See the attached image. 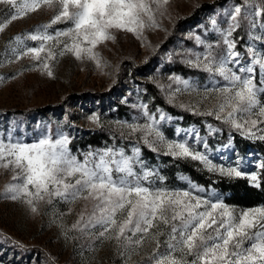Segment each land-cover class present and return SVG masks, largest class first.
<instances>
[{"label":"snow or ice","instance_id":"snow-or-ice-1","mask_svg":"<svg viewBox=\"0 0 264 264\" xmlns=\"http://www.w3.org/2000/svg\"><path fill=\"white\" fill-rule=\"evenodd\" d=\"M167 3L168 0H21L20 3L18 0H0V4L9 5L14 9L10 21L36 10L40 4L49 7L57 4L59 11L52 23L64 21L70 26L66 30L56 32L55 36L47 35L48 26H45L44 32L38 31V34L31 35L30 39L51 41L67 37L68 40L63 42V51L72 52L77 58L86 53L93 59L95 55L92 49L96 44L115 39L111 30L135 32L142 29L146 23L149 27L156 26L155 15L160 11L162 4ZM245 4H255V0H245ZM256 7L260 8L259 5ZM241 11L240 5L232 9V23L226 30L227 36H231L232 31L239 27L237 18ZM262 13L264 8L252 11L249 15L260 16ZM252 26L255 27V24ZM2 30L3 26H0V31ZM82 44L89 47H81ZM225 44L228 48L227 54L219 61L211 57V53L204 54V59L208 60L207 64H203L204 69L220 75L227 82L218 88L214 85L211 90L221 97L216 117L220 119V113L231 109L224 117L226 123L237 129L243 128L244 124L254 126L257 120L247 118L253 115L264 117V102L259 98L260 94L264 93V79L260 80V86H257L253 77L256 65L264 72V56H258L250 48L252 61L247 66L233 70L227 65L232 62L239 64V60L233 59L238 57L239 53L233 51V41L225 39ZM43 50L42 44L19 55L35 53V58L40 59L39 54ZM51 57L52 53L49 52L48 58ZM189 63L193 67H200L201 57L197 56L196 61ZM43 67L51 76L52 71L48 69V65L43 63ZM171 79L177 81L180 78ZM180 83L184 88H178L177 92L194 90L188 81L181 80ZM237 118L243 123H238ZM91 119L98 121L99 118L93 116ZM148 119L154 120L151 116ZM260 122L264 123V120ZM128 127L133 131L139 129L137 125ZM143 130L147 135H154L156 142L165 143L169 155L201 160L211 170H218L230 177L242 175L237 168L216 169L205 156L194 153L185 143L167 142L163 133L152 123L144 125ZM260 138L264 139V136ZM68 143V137L63 134H58L55 140L49 134L33 143L20 140L14 142L10 135L7 140L0 137V167L12 165L13 171L16 172L13 177L16 182L7 188V191L13 193L11 199L24 200L28 205H33L34 200H43L45 197H48V203H52L54 197L69 203L81 198H90L94 202L92 213L83 225L78 222L73 228L82 230L84 227L100 225L103 228L100 236L112 233L107 238H114L118 243L123 237L125 244L139 245L143 243L150 229L158 227L154 221L170 224L165 240L167 252L154 254L156 264H188L186 257L189 255L193 257L191 264H264V206L237 213L219 197L212 202L193 196L192 191L153 187L150 183L145 186L144 182L149 176L159 177L158 174L144 171L137 156H126L123 151L116 153L107 149L103 152L88 153L81 161L71 154ZM135 153L138 154L139 149H135ZM136 164L141 165L139 173L135 171ZM251 180L255 182L257 177L253 175ZM217 209L219 212L213 215ZM32 211H36L34 206ZM160 234L154 233L153 239ZM133 237L136 239L133 240ZM175 253H179V257Z\"/></svg>","mask_w":264,"mask_h":264},{"label":"rangeland","instance_id":"rangeland-1","mask_svg":"<svg viewBox=\"0 0 264 264\" xmlns=\"http://www.w3.org/2000/svg\"><path fill=\"white\" fill-rule=\"evenodd\" d=\"M215 1L217 0H168V3L162 4L160 11L155 15L156 26L149 27L146 23L142 29L135 32L111 30L115 39L96 44L92 49L95 55L94 59L89 58L86 53H82L81 57L77 58L74 53L63 51V42L68 40L67 37H59L58 40L51 41L30 39V36L38 34V31L44 32L45 26H48L46 34L53 36L56 32L66 30L70 26L68 22L64 21L52 23L53 18L59 11L57 4H53L51 7L40 4L36 10L27 12L23 17L11 21L10 16L14 9H11L9 5L0 4V12H6V18L0 22V26H3V30L0 31V61H2V64H0V78H2L0 79V108L28 109L36 106L59 104L70 96L79 93L84 96L85 92L95 94L108 91L117 82L118 73L123 70L125 62L136 65L145 64L157 49L158 51L163 50L165 42L174 37L171 34H173L179 20L191 16L200 5ZM20 2L21 0H18V3ZM241 2L242 11L237 19L239 24L241 22L245 24V28L250 34L247 46L249 49H253L258 56H264V34L260 33L257 27L260 16L249 15L252 11H259L264 8V0H255V4H245V0H241ZM256 5H259L260 8H257ZM233 8L230 7L228 12L227 29L232 23L230 16ZM210 22L215 24L212 20ZM253 23L255 27L252 26ZM190 33L185 31L180 33L179 36L184 39H194V41L191 40L192 44L189 45L191 42L186 39L187 41L182 42L180 49H178L179 45L172 49V56H177L178 60L186 62L189 68L206 71L203 67V64L208 63V60L204 59L205 53L200 51L201 48L192 49L190 47L193 44L200 45L203 40L195 31ZM17 37L20 39L17 40ZM225 39L230 40L226 34ZM42 44L44 50L39 54L40 59L35 58V53L19 55L29 48L40 47ZM81 47H89V45L82 44ZM62 51L63 54L61 55ZM49 52L52 53L51 58H48ZM164 55L168 59L170 58L168 53H164ZM197 56L201 57V66L193 67L189 62L196 61ZM252 59L253 56L250 53L249 59L242 65L238 64L239 67L247 66ZM238 60L240 61V59ZM42 62L48 65V69H51V76L48 75V71L43 67ZM227 66L232 68L230 64ZM255 70H258L259 74L264 76V72L260 71L259 65L255 66ZM209 73L211 75L209 77L213 78L214 81L206 83L205 86L198 85L193 78H180L173 81L172 77H178L175 75L160 77L162 79L157 80V84L171 102L182 105L191 112H212L211 116L217 119L216 111L221 97L211 90L214 85L218 88L227 82L220 75L214 72ZM181 80L188 81L194 90L177 92L178 88H184V85L180 83ZM90 100H93V96L85 100L87 102L86 108L91 107ZM79 104L78 101H75V104L72 103V106L66 109V112H70L72 115L83 114L80 118H67V113H63L64 120L70 122L71 128L97 130L107 125L119 135L140 140L150 145L151 148L160 147L168 153L169 150L165 143L156 142L154 135H147L143 130L144 125L152 123L160 131L154 120L142 119L132 122H118L99 114L97 111H86V108L83 107V109ZM230 110L225 109L224 112L220 113V119L224 120ZM93 116L98 117V121H93L91 119ZM247 119L257 120V125L261 120H264V117L253 115ZM237 122L243 123L239 118H237ZM128 125H137L139 129L133 131ZM246 126L251 127L252 125L244 124L243 127ZM196 134L197 130L191 129L181 140H169L167 138L165 140L171 143H185L194 153L205 156L216 169L237 168L242 173L239 177L245 175L241 168L248 166L243 162L235 165L227 156L213 158L207 153L192 148L189 145V140ZM197 161L206 169L211 170L203 161ZM250 161L248 162L249 165L256 164L257 167H260L261 161L259 159H251ZM211 171L222 174L218 170ZM15 175L16 172L13 171L12 165L0 167V229L16 245L23 247L25 253L24 258L18 261V253L16 254L17 260H15L12 258L14 253L12 251L11 253L8 252L9 255L2 258L0 264H156L154 254L167 252L165 240L170 230V224L165 225L159 220L154 221V224H158V227L150 229L143 243L139 245L125 244L123 237L118 243L114 238H107L112 233H105V236H100L103 231L100 225L84 227L82 230L73 228V225L78 222L83 225L92 213L94 202L90 198L88 200L81 198L69 203L59 197H54L52 203H48V197H45L43 200H34L33 205H28L24 200L11 199L13 193L7 191V188L16 182L13 179ZM253 175L256 176L255 173H248L250 180ZM198 189L203 191H198ZM179 191H192L193 196H199L201 199L212 202H215L216 198L219 197L223 202L222 196L218 192L212 191L209 193L202 187L190 185L187 189ZM33 206L36 208L35 212L32 211ZM227 206L237 213L242 211V209ZM218 212L219 209L213 215ZM156 232L161 234L153 239V234ZM139 235L137 234V236ZM135 239L136 237H133V240ZM157 240L159 247H157ZM36 250L41 254L37 256V262L36 257H32ZM175 255L179 257L180 254L175 253ZM186 260L192 261L193 257L189 255Z\"/></svg>","mask_w":264,"mask_h":264},{"label":"trees","instance_id":"trees-1","mask_svg":"<svg viewBox=\"0 0 264 264\" xmlns=\"http://www.w3.org/2000/svg\"><path fill=\"white\" fill-rule=\"evenodd\" d=\"M236 5L242 6L241 0H217L200 5L191 16L177 22L171 34L174 37L165 42L163 50L157 49L145 64L136 65L125 62L123 70L118 73L117 82L108 91L95 94L85 92L84 96L79 93L59 104L28 109L0 108V137L7 140L10 135L14 142L20 140L33 143L49 134L52 139H57L58 134H63L68 137L67 147L71 154L81 161L88 153L103 152L107 149H112L116 153L123 151L126 156H137L143 164L144 171L158 174L159 177L149 176L144 182L145 186H149L150 183L153 187L179 191L193 185L202 187L209 193L218 192L223 202L238 209L264 206V166H262L264 165V139L260 138L264 136V123L237 129L223 119L191 112L184 106L171 102L157 84V80L162 79L160 77L171 75L181 79L193 78L200 86L213 82L214 79L209 77L211 75L208 71L189 68L186 62H181L177 56H172V49L178 45L180 49L182 42L187 40H190L189 45H191L194 39L186 38V40L179 34L185 31L191 34L190 32L195 31L202 38L203 43L198 46L193 44L190 47L201 48L200 51L205 54L211 53V57H214L216 61L222 59L228 51L225 44L226 25L229 22L228 12L230 7ZM5 13V11L0 12V22L6 18ZM211 20L215 24H211ZM261 25H264V13L257 21L258 31L264 34V27ZM249 35L245 24L241 22L229 36L235 44L233 51L239 53V56L233 59H240L241 65L250 57L251 52L247 46L250 40ZM164 53H168L170 58L168 59ZM229 64L234 70L239 68V65L234 62ZM253 77L257 86H260L259 81L264 79V76L255 70ZM91 95L93 96V100L89 101L91 107L86 108L85 100L92 97ZM259 98L264 102V93L260 94ZM75 101H78L82 108H86V111H97L118 122H132L148 119L151 116L159 126L160 132L169 140H181L191 129H195L196 136H192L189 140L192 148L207 153L213 158L227 156L235 165L243 162L248 166L241 168L245 175L230 177L219 174L206 169L199 161L192 158L169 155L160 147L151 148L140 140L119 135L107 125L97 130L73 129L70 122L64 120L63 113L72 106V103L75 104ZM66 113L67 118L83 116V114ZM135 149H139L138 154L135 153ZM116 158L119 159L118 156ZM251 159H259L260 167L256 164L249 165L248 162H251ZM135 171L141 172L140 164L135 165ZM248 173H255L257 180L255 182L250 180ZM11 251L14 253L12 258L15 260L18 258V261H21L24 258V248L16 245L0 229V261ZM17 253L19 257L16 258ZM39 254L36 250L32 256L36 257V262ZM191 262L188 261V264Z\"/></svg>","mask_w":264,"mask_h":264}]
</instances>
